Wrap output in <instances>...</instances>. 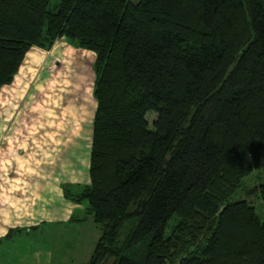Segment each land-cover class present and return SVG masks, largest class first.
Wrapping results in <instances>:
<instances>
[{
    "label": "trees",
    "instance_id": "16d2710c",
    "mask_svg": "<svg viewBox=\"0 0 264 264\" xmlns=\"http://www.w3.org/2000/svg\"><path fill=\"white\" fill-rule=\"evenodd\" d=\"M60 38L95 54L89 182L64 189L100 228L84 264H264L228 202L264 168V0H0V91Z\"/></svg>",
    "mask_w": 264,
    "mask_h": 264
},
{
    "label": "rangeland",
    "instance_id": "374dc122",
    "mask_svg": "<svg viewBox=\"0 0 264 264\" xmlns=\"http://www.w3.org/2000/svg\"><path fill=\"white\" fill-rule=\"evenodd\" d=\"M60 51L58 61H54V65L45 66L37 82L34 83V80L23 93L22 99L19 90L10 95V104L17 103L20 108L23 103H28L29 108H33V114L18 122L9 120L5 130L1 132L0 140L16 145L19 150H24V153H47L54 157L56 153H69L73 157L69 159L71 165L67 169H61L59 174L61 173V177H70L78 171L77 177L83 181L75 184L61 183L60 188L64 196V189L68 187L65 184L73 185L71 190H78L89 182V155L94 115L93 111L89 110V104L95 102L92 94L95 54L89 50L69 46L68 43L67 47L60 48ZM35 75V78L38 77L39 71ZM15 84L6 85V89L11 92ZM146 118L151 127L156 114L149 112ZM25 121H28V125ZM21 122L24 125L20 124ZM6 144L8 145L7 142ZM61 157L57 158L58 161ZM261 183H264V168L254 169L241 180L239 188L228 202L238 200L249 202L263 220L264 201L260 199L258 190L256 191V187ZM63 198V206L60 208L53 206L55 208L53 213L56 215H52L57 218L44 224L43 229L32 231L26 241L35 242L30 246L32 248H48L51 264H84L92 254L100 236V228L86 215L85 202L79 204L65 196ZM67 206L68 209L71 208L67 215L73 216L55 222L60 219V215H65ZM14 249L22 255L20 246Z\"/></svg>",
    "mask_w": 264,
    "mask_h": 264
},
{
    "label": "crops",
    "instance_id": "0c3cea01",
    "mask_svg": "<svg viewBox=\"0 0 264 264\" xmlns=\"http://www.w3.org/2000/svg\"><path fill=\"white\" fill-rule=\"evenodd\" d=\"M64 47H67V41L60 38L50 50L32 47L27 52L15 78L10 83L17 84L13 86L11 92L5 85L0 93V137L9 120L18 122L33 114V108H29L28 103H23L20 108L17 103L10 104V95L19 90L22 99L23 93L34 80V83L37 82L45 66L54 65V61H58L60 48ZM37 71L39 75L35 78ZM95 108L96 101L89 104V110L91 109L93 113ZM25 124L28 125V121H25ZM1 141L6 140H0V238L10 229L18 228L21 231L2 241L0 264H51L49 249L32 248L30 246L35 242L26 241V238H30L32 231L43 229L44 224L57 218L52 214L56 215L53 213L55 210L53 206L60 208L64 203L61 183H81L83 179L77 177L78 171L70 177H61V173L59 174L61 169H67L71 165L69 159L73 157L69 153H56L55 157L47 153H24V150H19L16 145L13 146L8 141H6L8 145L5 142L1 147L3 143ZM57 156H62L60 161ZM66 209L63 218L60 215V219L55 222L73 216L67 215L71 208L68 209L67 206ZM17 246L22 248V255L15 251L14 248Z\"/></svg>",
    "mask_w": 264,
    "mask_h": 264
}]
</instances>
